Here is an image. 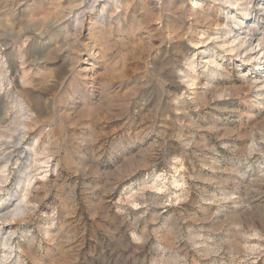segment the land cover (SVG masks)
<instances>
[{
    "label": "rangeland",
    "instance_id": "374dc122",
    "mask_svg": "<svg viewBox=\"0 0 264 264\" xmlns=\"http://www.w3.org/2000/svg\"><path fill=\"white\" fill-rule=\"evenodd\" d=\"M0 264H264V0H0Z\"/></svg>",
    "mask_w": 264,
    "mask_h": 264
},
{
    "label": "bare ground",
    "instance_id": "6f19581e",
    "mask_svg": "<svg viewBox=\"0 0 264 264\" xmlns=\"http://www.w3.org/2000/svg\"><path fill=\"white\" fill-rule=\"evenodd\" d=\"M216 1V0H215ZM236 0H226V2L233 4ZM96 3V2H95ZM93 9V8H92ZM82 16V15H81ZM80 17V16H79ZM77 22V21H76ZM78 23V22H77ZM78 25H82V24H78Z\"/></svg>",
    "mask_w": 264,
    "mask_h": 264
}]
</instances>
